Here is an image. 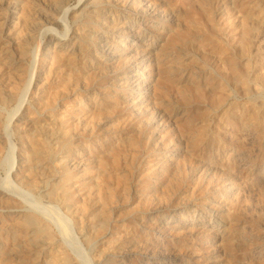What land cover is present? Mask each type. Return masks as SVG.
Here are the masks:
<instances>
[{"label": "rangeland", "instance_id": "obj_1", "mask_svg": "<svg viewBox=\"0 0 264 264\" xmlns=\"http://www.w3.org/2000/svg\"><path fill=\"white\" fill-rule=\"evenodd\" d=\"M0 135V264H264V0H0Z\"/></svg>", "mask_w": 264, "mask_h": 264}, {"label": "bare ground", "instance_id": "obj_2", "mask_svg": "<svg viewBox=\"0 0 264 264\" xmlns=\"http://www.w3.org/2000/svg\"><path fill=\"white\" fill-rule=\"evenodd\" d=\"M90 5V4H89ZM52 6V5H51ZM11 71V70H10ZM28 119V118H27ZM30 120V119H29ZM26 124V123H25ZM24 130V129H23ZM1 136V135H0ZM2 136H3V132H2ZM2 138V137H1ZM28 151H30V153H32L33 152V147H28V149H27ZM22 155V154H21ZM33 155V154H32ZM27 158V157H26ZM33 158V157H32ZM24 159V158H23ZM23 162V161H22ZM25 163H27V160H26V162ZM21 211V210H20ZM34 219V218H33ZM33 222H35V221H33ZM36 223V222H35ZM35 225V224H34ZM29 226V225H28ZM29 227H31V226H29ZM46 231V230H45ZM41 238V237H40ZM48 239V238H47ZM49 242V241H48ZM43 243V242H42ZM52 244V243H51ZM46 248V247H45ZM61 249V248H60ZM67 252V251H66ZM59 257V256H58ZM64 259V258H63ZM54 260V259H53ZM55 262V261H54ZM65 262V261H64ZM54 264V263H53Z\"/></svg>", "mask_w": 264, "mask_h": 264}]
</instances>
